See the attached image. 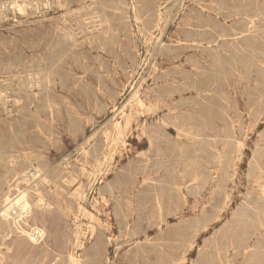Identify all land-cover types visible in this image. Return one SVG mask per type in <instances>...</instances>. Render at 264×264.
I'll return each instance as SVG.
<instances>
[{
    "label": "rangeland",
    "instance_id": "obj_1",
    "mask_svg": "<svg viewBox=\"0 0 264 264\" xmlns=\"http://www.w3.org/2000/svg\"><path fill=\"white\" fill-rule=\"evenodd\" d=\"M202 5L220 6L223 18ZM259 8L260 16H240ZM159 12L167 31L152 35ZM187 18L199 24L181 26ZM0 88V264H69L72 251L102 264L97 237L84 232L104 216L79 212V185L89 196L115 186L107 264H264V0H0ZM133 106L140 127L120 133L116 123ZM19 195L37 220L14 223ZM118 203L127 232L117 226Z\"/></svg>",
    "mask_w": 264,
    "mask_h": 264
},
{
    "label": "bare ground",
    "instance_id": "obj_2",
    "mask_svg": "<svg viewBox=\"0 0 264 264\" xmlns=\"http://www.w3.org/2000/svg\"><path fill=\"white\" fill-rule=\"evenodd\" d=\"M14 1V0H13ZM22 1H24V0H22ZM53 1V0H52ZM171 1V0H170ZM173 1V0H172ZM85 2V1H84ZM84 2H82V3H84ZM29 3V2H28ZM184 3H185V1H184ZM187 3V2H186ZM259 3V2H258ZM13 4V3H12ZM161 4V3H160ZM163 4V3H162ZM183 4V3H182ZM18 5V4H17ZM79 5V4H78ZM128 5H129V3H128ZM184 5V4H183ZM192 5V4H191ZM5 6V5H4ZM3 6V7H4ZM7 6V5H6ZM20 6V5H19ZM29 6V5H28ZM35 6V8H36V6L37 5H34ZM197 6V5H196ZM60 7V6H59ZM71 7V6H70ZM129 7V6H128ZM163 7V6H162ZM182 7V6H181ZM207 7V10L205 9L204 10V6L202 5L201 7H199V10H202V12L204 13V14H210L211 15V13L213 14V16H215V17H217V16H219V20L220 19H222L223 18V15H222V10H221V8H220V6H206ZM20 8V7H19ZM18 8V9H19ZM34 8V7H33ZM61 8V7H60ZM133 8V7H132ZM169 8H171V7H169ZM14 9H16V8H14ZM17 9V10H18ZM160 9V8H159ZM163 9V8H162ZM161 9V10H162ZM12 10H13V8H12ZM135 10V9H134ZM176 10V9H175ZM209 10H211V12H209ZM84 11H86V10H84ZM88 11V10H87ZM91 11V10H90ZM164 11V10H163ZM168 11V10H167ZM166 11V12H167ZM181 11V10H180ZM6 13H7V11H5ZM76 12V11H75ZM95 13L97 12V11H94ZM114 12V11H113ZM70 13V12H69ZM94 13V14H95ZM120 13V12H119ZM177 13H178V11H177ZM14 14V13H13ZM77 14V13H76ZM173 14V13H172ZM260 14H262V10H261V8H259L258 10H257V12L256 13H253V12H250V13H247V12H245V13H242V14H240V16L241 17H243L244 15L245 16H248V18H250V17H252V16H260ZM123 15V14H122ZM71 16H73V15H71ZM100 16V15H99ZM135 16V15H134ZM87 17V16H86ZM93 17V16H92ZM192 17H194V16H192ZM89 18V17H88ZM167 18H168V14H166V13H163V12H159V14L157 15V20L154 22V25L150 28V34H154V32L155 31H157L160 35H162V34H164V33H166V24H167V21L169 20H167ZM238 18V17H237ZM83 19V18H82ZM85 19V18H84ZM83 19V20H84ZM94 19V18H93ZM101 19H102V17H101ZM101 19H99V20H101ZM114 19V18H113ZM131 19V18H130ZM171 19V18H170ZM193 18H187V19H184V20H182V21H180V25L181 26H184V25H190V26H194V25H198L199 24V21H200V19H198V23L197 22H195L194 20H192ZM262 19V18H261ZM131 20H133V19H131ZM234 20V22H236L238 19H236V18H234L233 19ZM94 21V20H93ZM92 21V22H93ZM96 21H98V20H96ZM96 21H94V22H96ZM134 21V20H133ZM170 21V20H169ZM169 21H168V23H169ZM223 21V20H222ZM229 21V20H228ZM99 22V21H98ZM123 22V21H122ZM132 22V21H131ZM140 22V21H139ZM85 23V22H84ZM87 23V22H86ZM135 23V22H134ZM150 24H152V21H150L149 22ZM250 23L251 24H254V27H256L255 25H257V21L256 20H253V19H251L250 20ZM69 24V23H68ZM72 24V23H71ZM172 24V23H171ZM262 24V23H261ZM104 25V24H103ZM136 25V24H135ZM93 26V25H92ZM94 26H95V24H94ZM101 26V25H100ZM104 26H106V25H104ZM200 26H205V24L204 23H201L200 24ZM249 26V25H248ZM76 27V26H75ZM87 27V26H86ZM96 27H98L97 25H96ZM137 27V26H136ZM170 27V26H169ZM74 28V27H73ZM82 28H84V27H82ZM140 28V27H139ZM72 29V28H71ZM96 29H98V28H96ZM137 29V28H136ZM135 28H134V30H136ZM191 29V28H190ZM81 30V29H80ZM95 30V29H94ZM133 30V31H134ZM140 30H141V28H140ZM140 30H138V31H140ZM254 30V29H253ZM63 31V30H62ZM91 31V30H90ZM142 31V30H141ZM249 31V30H248ZM79 32V31H78ZM81 32V31H80ZM250 32H251V30H250ZM253 32H255V30L253 31ZM136 33V32H135ZM69 34V33H68ZM76 35V34H75ZM156 35V34H155ZM221 35H225V34H221ZM245 36V35H244ZM250 36V35H249ZM73 37V36H72ZM149 37V36H148ZM152 37V36H151ZM256 37V36H255ZM254 37V38H255ZM67 38V37H66ZM144 38V37H143ZM150 38V37H149ZM175 38H176V35H175ZM215 38H217V37H214L212 40H214ZM251 38V37H250ZM253 38V40H255ZM86 39V38H85ZM138 39H139V37H138ZM167 39V38H166ZM140 40V39H139ZM144 40H146L145 38H144ZM149 40V39H148ZM154 40V39H153ZM157 40V39H156ZM71 41V40H70ZM73 41V40H72ZM81 41V40H80ZM83 41V40H82ZM93 41V40H92ZM138 41V40H137ZM142 41V40H141ZM152 41V40H151ZM84 42V41H83ZM126 42V41H125ZM145 42V41H144ZM174 42V41H173ZM141 43V42H140ZM217 43V42H216ZM255 43V42H254ZM75 44V43H74ZM78 44V43H77ZM138 44H139V42H138ZM143 44V43H142ZM185 44V43H184ZM80 45V44H79ZM85 45V44H84ZM156 45V44H155ZM166 45V44H165ZM204 45V44H203ZM87 46V45H86ZM160 46V45H159ZM188 45H183V47H187ZM91 47V46H90ZM130 47H132V46H130ZM151 47V46H150ZM208 47V46H207ZM88 48V47H87ZM73 49V48H72ZM71 49V50H72ZM76 49V48H75ZM156 49V48H155ZM88 50H90L89 48H88ZM101 50V49H100ZM141 50V49H140ZM147 50H148V48H147ZM150 50V49H149ZM99 51V50H98ZM143 51V50H142ZM145 53H147V52H145ZM189 53V52H188ZM196 53V52H195ZM101 54H102V52H101ZM140 54V53H139ZM154 54V53H153ZM197 54V53H196ZM104 55V54H103ZM105 56V55H104ZM103 56V57H104ZM138 57H139V55H137ZM144 56V55H143ZM148 56V55H147ZM153 56V55H152ZM65 57V56H64ZM63 57V58H64ZM182 57V56H181ZM62 58V59H63ZM126 58V57H125ZM154 58H155V56H154ZM62 59H61V61H62ZM99 59V58H98ZM157 59V58H156ZM139 60V59H138ZM141 60H142V58H141ZM147 60V59H146ZM145 60V61H146ZM180 60V59H179ZM144 62V61H143ZM143 62H141V63H143ZM150 62V61H149ZM84 63H86V62H84ZM110 63H113V62H110ZM178 63V62H177ZM61 64V63H60ZM101 64H102V62H101ZM138 64V63H137ZM139 64H140V62H139ZM149 64V63H148ZM165 64H166V62H165ZM170 64V63H169ZM176 64V63H175ZM31 65V64H30ZM29 65V66H30ZM58 65V64H57ZM110 66H112L111 64H109ZM145 65V64H144ZM143 65V66H144ZM147 65V64H146ZM98 66V65H97ZM151 66V65H150ZM114 67V66H113ZM163 67V66H162ZM14 68V67H13ZM117 68V67H116ZM128 68V67H127ZM188 68V67H187ZM111 69V68H110ZM136 69V68H135ZM143 69V68H142ZM142 69H141V71H142ZM38 70V69H37ZM156 70V69H155ZM191 70V69H190ZM194 70V69H193ZM117 71V70H116ZM140 71V72H141ZM158 71V70H157ZM192 71V70H191ZM143 72H145V71H143ZM142 72V73H143ZM159 72V71H158ZM193 72V71H192ZM54 73V72H53ZM116 73V72H115ZM118 73H120V72H118ZM130 73V72H129ZM128 73V74H129ZM155 73H157V72H155ZM38 74V73H37ZM41 74V73H40ZM45 74V73H44ZM132 75V74H131ZM154 75V74H153ZM15 76V75H14ZM17 76V75H16ZM16 76H15V78H16ZM31 76V75H30ZM35 76V75H34ZM84 76V75H83ZM86 76V75H85ZM122 76V75H121ZM141 76V75H140ZM6 77V76H5ZM38 77V76H37ZM120 77V76H119ZM21 78V77H20ZM19 78V79H20ZM81 78V77H80ZM85 78V77H84ZM133 78V77H132ZM140 78V77H139ZM152 78V77H151ZM150 78V79H151ZM13 79H14V77H13ZM12 79V80H13ZM16 80V79H15ZM36 80V79H35ZM86 80V79H85ZM88 80H89V78H88ZM138 80V79H137ZM145 80V79H144ZM144 80H141V81H144ZM17 81V80H16ZM22 81V80H21ZM31 81V80H30ZM147 81V80H146ZM20 82V81H19ZM89 82V81H88ZM29 83V82H28ZM34 83V82H33ZM144 83V82H143ZM23 84V83H22ZM31 84H32V82H31ZM127 84H129L128 82H127ZM13 85V84H12ZM34 85V84H33ZM95 85V84H94ZM133 85V84H132ZM147 85V84H146ZM131 86V85H130ZM133 86H135V85H133ZM138 86V85H137ZM8 87H10V86H8ZM17 87V86H16ZM23 87V86H22ZM32 87V86H31ZM58 87V86H57ZM62 86H60V88H61ZM112 87V86H111ZM142 87V86H141ZM182 87V86H181ZM6 88V87H5ZM19 88V87H18ZM63 88V87H62ZM125 88V87H124ZM134 88V87H133ZM1 89V88H0ZM22 89H24V88H22ZM33 89H34V87H33ZM113 89H114V87H113ZM142 89V88H141ZM5 90V89H4ZM8 90V89H7ZM10 90V89H9ZM36 90H37V88H36ZM55 90V89H54ZM98 90V89H97ZM96 90V91H97ZM116 90V89H115ZM121 90V89H120ZM187 90V89H186ZM103 91V90H102ZM122 91V90H121ZM144 91H145V89H144ZM192 91V90H191ZM8 92V91H7ZM120 92V91H119ZM2 93V92H1ZM4 94H5V92H3ZM35 93V92H34ZM59 93V92H58ZM97 93V92H96ZM102 93V92H101ZM122 93V92H121ZM140 93V92H139ZM18 94V93H17ZM134 94V93H133ZM136 94V93H135ZM138 94V93H137ZM193 94V93H192ZM6 95V94H5ZM27 95H28V93H27ZM35 95V94H34ZM99 95V94H98ZM183 95H184V93H183ZM100 96V95H99ZM36 97V96H35ZM102 97V96H101ZM155 97V95H153L152 93H151V95H148V94H146V95H143V97L142 96H138L137 97V106H143L144 105V103L146 102V101H151V98H154ZM6 98V97H5ZM103 98V97H102ZM132 98V97H131ZM28 99V98H27ZM47 99V98H46ZM106 99H107V95H106ZM16 100V99H15ZM53 100V99H52ZM131 100V99H130ZM169 100L170 99H166V102H169ZM22 101V100H21ZM4 102H5V100H4ZM18 102H20V101H18ZM129 102V101H128ZM9 103V102H8ZM21 103V102H20ZM36 103V102H35ZM147 104V103H146ZM16 105V104H15ZM20 105V104H19ZM48 105V104H47ZM131 105V104H130ZM17 106V105H16ZM54 106H56V105H54ZM125 106V105H124ZM126 106H128V105H126ZM158 106V105H157ZM162 106V105H161ZM123 107V106H122ZM17 108V107H16ZM56 108H60V107H56ZM118 108V107H117ZM125 108V107H124ZM123 108V109H124ZM140 108V107H139ZM144 108V107H143ZM162 108V107H161ZM122 109V108H121ZM149 109V108H148ZM51 110V109H50ZM117 110V109H116ZM153 110V109H152ZM10 111V110H9ZM8 111V112H9ZM43 111V110H42ZM52 111V110H51ZM125 111V110H124ZM123 111V112H124ZM144 111V110H143ZM151 111V110H150ZM149 111V112H150ZM45 112V111H44ZM129 114H127V116L126 115H124L123 116V118H124V120H127L126 122H121V121H118L117 123H116V127H117V129L120 131V133H121V130H122V132L124 131L123 129L125 128V129H127V128H129L130 126H131V124L132 123H134L135 121H137V126H139V118H138V113L140 114L141 112L139 111V109L137 108V107H130V110H129ZM161 112V111H160ZM6 113V112H5ZM9 114H10V112H9ZM61 114V113H60ZM147 114V113H146ZM118 115V114H117ZM141 115V114H140ZM4 116V115H3ZM11 116V115H10ZM14 116V115H13ZM52 115H50V117H51ZM121 117H122V115H120ZM149 116V115H148ZM151 116V115H150ZM52 118V117H51ZM51 118H49V119H51ZM115 118V117H114ZM138 118V119H137ZM144 118V117H143ZM41 119V118H40ZM42 119H45V118H42ZM113 119V118H112ZM121 119V118H120ZM158 119V118H157ZM150 120V119H149ZM43 121V120H42ZM50 121H52V119L50 120ZM112 121V120H111ZM114 121V120H113ZM89 122V121H88ZM115 122V121H114ZM140 122H142V121H140ZM144 122V121H143ZM146 122V121H145ZM150 122V121H149ZM54 123V122H53ZM143 124V123H142ZM141 124V125H142ZM47 125H48V123H47ZM51 125H53V124H51ZM112 125H114V123L112 124ZM146 125V124H145ZM48 126H50V125H48ZM165 126H167V125H165ZM104 127V126H103ZM140 127V126H139ZM11 128V127H10ZM52 128H54V127H52ZM138 128V127H137ZM165 128V127H164ZM39 129V128H38ZM102 129V128H101ZM144 129V128H143ZM166 129V128H165ZM131 130V129H130ZM38 131V130H37ZM40 131H38V133H39ZM118 132V131H117ZM127 132V131H126ZM182 132V131H181ZM105 134H106V132H105ZM118 134V133H117ZM126 134V133H125ZM141 134H143L142 132H141ZM15 135V134H14ZM18 135V134H17ZM107 136H106V141H108V144L110 143V140H109V137H108V134H106ZM144 135V134H143ZM184 135H185V133H184ZM90 136V135H89ZM105 136V135H104ZM117 137V136H116ZM125 137V136H124ZM123 137V138H124ZM112 138V137H111ZM118 138V137H117ZM171 138V137H170ZM246 138V137H245ZM244 138V139H245ZM91 139V138H90ZM94 139H95V137H94ZM113 139V138H112ZM180 139V138H179ZM247 139V138H246ZM124 140V139H123ZM201 140V139H200ZM113 141V140H112ZM115 141V140H114ZM122 141V140H121ZM245 141V140H244ZM123 142V141H122ZM126 142V141H125ZM124 142V143H125ZM117 143V142H116ZM119 144V143H118ZM114 145V144H113ZM111 146V145H110ZM240 147H241V145H240ZM117 149V148H116ZM122 149V148H121ZM242 151V150H241ZM88 152V151H87ZM119 152H120V150H119ZM89 154V153H88ZM239 154V153H238ZM237 154V155H238ZM14 154H12V156H13ZM121 155V154H120ZM12 156H11V158H12ZM105 156V159L107 160L108 158H109V154H106V155H104ZM111 157H112V155H111ZM127 157V156H126ZM240 157H242V156H240ZM10 158V159H11ZM130 158V157H129ZM13 159V158H12ZM17 159V158H16ZM242 159V158H241ZM20 160V159H19ZM34 160V159H33ZM116 160V159H115ZM8 161H10V160H8ZM17 161V160H16ZM104 161V160H103ZM131 161V160H130ZM244 161V160H243ZM14 162V161H13ZM20 162V161H19ZM118 162V161H117ZM239 162V161H238ZM0 163H2V162H0ZM101 160H98L97 161V165L98 166H100L101 165ZM6 164H8L7 162H6ZM17 164V163H16ZM146 164V163H145ZM33 165V164H32ZM38 165V164H37ZM113 165V164H112ZM133 165V164H132ZM236 165V164H235ZM6 166V165H5ZM13 166V165H12ZM39 166H41V165H39ZM7 167V166H6ZM14 167V166H13ZM42 167V166H41ZM54 167V166H53ZM101 167V166H100ZM105 167V166H104ZM4 168V167H3ZM20 168V167H19ZM19 168H16L15 169V171L17 172V174L18 175H20L18 172H20L19 171ZM64 168V167H63ZM66 168V167H65ZM237 168V167H236ZM9 169H11V168H9ZM20 169H22V168H20ZM33 169V168H32ZM30 170V169H29ZM28 170V171H29ZM65 170V169H64ZM88 170H90V169H88ZM110 170V168H109V165L107 164V168L105 169V171L104 172H107V171H109ZM117 170V169H116ZM6 171V170H5ZM12 171V170H11ZM83 171V170H82ZM91 171V170H90ZM103 171V170H102ZM115 171V170H114ZM48 172V171H47ZM86 172V171H85ZM11 173V172H10ZM31 173V172H30ZM33 173H35V172H33ZM45 173V172H44ZM84 173V172H83ZM9 174V173H8ZM7 174V175H8ZM23 174V173H22ZM46 174V173H45ZM86 174H87V172H86ZM89 174V173H88ZM235 174V173H234ZM11 175H12V173H11ZM242 175V174H241ZM38 176V175H37ZM41 176V175H40ZM75 176V175H74ZM85 176V175H84ZM95 173H90L89 174V178H90V180H89V188H90V191L92 190V191H94L95 190V183H96V181L98 180L97 179V177L95 176ZM99 176V175H98ZM6 177V176H5ZM20 177V176H19ZM26 177V176H25ZM36 177V176H35ZM104 177V176H103ZM239 177V176H238ZM242 177V176H241ZM21 178V177H20ZM23 178V177H22ZM34 178V177H33ZM86 178V177H85ZM102 178V177H101ZM234 178V177H233ZM42 179V178H41ZM24 180H25V178H24ZM87 180V179H86ZM103 180V179H102ZM29 181V180H28ZM38 181V180H37ZM80 181V180H79ZM104 181H105V179H104ZM232 181H234V180H232ZM6 182H7V180H6ZM19 182V181H18ZM25 182H26V180H25ZM88 182V181H87ZM101 182V181H100ZM230 182V181H229ZM239 182V181H238ZM22 183H23V180H22ZM28 183V182H27ZM33 183V182H32ZM48 183V182H47ZM62 183V182H61ZM73 183V182H72ZM107 183V182H106ZM241 183V182H240ZM239 183V184H240ZM9 184V183H8ZM8 184H6L7 186H8ZM35 184V183H34ZM33 184V185H34ZM63 184V183H62ZM232 184V183H231ZM12 185V184H11ZM65 185V184H64ZM83 185V184H82ZM101 185V184H100ZM106 185V184H105ZM39 186V185H38ZM18 187V186H17ZM27 187V186H26ZM86 187H88V186H86ZM232 187H233V185H232ZM4 188V187H3ZM11 188V187H10ZM20 188V187H19ZM73 188V187H72ZM108 188V187H107ZM107 188H106V190L105 191H103V190H95L96 191V193H97V196L94 194V195H91V196H89V193H87V191H85L84 189H83V186H81V185H79L78 187H77V189H76V193H78V195H79V199H78V197H77V199H78V204H79V212H82V214H85V212L86 211H89L88 209L89 208H94V209H96V210H98L100 213H102L103 214V216H104V221H102L101 219V223L98 225V226H94V225H89V227L86 229V231L84 232V238L86 239V238H91V237H97V241L98 242H96V244H95V246H94V248H93V252L98 256V259L102 262V264H104L103 262L104 261H106V264H107V262H108V259H109V254H108V244H111L113 241H112V235H113V233H114V227H113V225H112V221H113V219H114V217H113V214L112 213H109V212H107V210H109L110 208H111V204H112V200H114L115 201V186L113 185V186H111V188L109 187L108 188V190H107ZM237 188H238V186H237ZM5 189V188H4ZM13 189V188H12ZM14 189H15V186H14ZM28 190H29V188H27ZM3 190V189H2ZM32 190V189H31ZM69 190H71V189H69ZM87 190V189H86ZM8 191V190H7ZM7 191H5V192H7ZM12 191H14V190H12ZM56 191V190H55ZM94 191V192H95ZM218 191V190H217ZM227 191V190H226ZM231 191V190H230ZM2 192V191H1ZM24 192V191H23ZM57 192V191H56ZM264 192V191H263ZM11 193V192H10ZM18 193V192H17ZM21 193V192H20ZM235 193V192H234ZM14 194V193H13ZM23 194V193H22ZM26 194V193H25ZM29 194H30V192H29ZM28 194V195H29ZM36 194H39V193H36ZM52 194V193H51ZM51 194H49V195H51ZM232 194V193H231ZM76 195V194H75ZM77 195V196H78ZM38 196V195H37ZM53 196V195H52ZM10 197H12V196H10ZM9 197V198H10ZM14 197H16V196H14ZM30 197V196H29ZM31 197H33V196H31ZM35 197H36V195H35ZM49 197V196H48ZM54 197V196H53ZM70 197V196H69ZM8 198V197H7ZM40 199H39V201H38V203H37V206L38 207H40L41 209L39 210L41 213H44V211L45 210H48L47 209V206L48 205H50V204H48V202L47 201H45L44 200V198H43V196L41 195L40 197H39ZM230 198V197H229ZM233 198V197H232ZM73 199V198H72ZM11 200V199H10ZM16 200V199H15ZM61 200V199H60ZM229 200V199H228ZM3 201V200H2ZM62 201V200H61ZM5 202V201H4ZM7 203H9L8 201H6ZM32 202V201H31ZM27 198H26V196L25 195H22V196H20L19 195V198L17 199V201H16V204H14V203H12V204H14V207H15V205H17L18 207H19V209H16L15 210V212H14V214L12 215L13 217V221H14V223L15 224H17L18 222H19V220L21 221V220H23L24 219V216L26 217L28 214H31L30 216H31V218H34V219H36V213H35V210H34V206L32 205V203H31ZM228 202V201H227ZM230 202V201H229ZM7 203L5 204V205H7ZM36 203V202H35ZM228 204V203H227ZM229 205V204H228ZM227 205V206H228ZM16 206V207H17ZM64 206V205H63ZM8 207H10V205L8 206ZM12 207H13V205H12ZM17 207V208H18ZM49 207V206H48ZM89 207V208H88ZM119 207H122V205L120 204V203H118L117 204V208L116 209H114V214H115V216H116V220L118 221V224H117V226L119 227V229L121 230V231H124V232H127V230H129L130 229V224L129 223H127V220H125L124 219V217L126 216L125 215V212H124V215H123V211L122 212H119ZM1 208H3V206L1 207ZM78 208V207H77ZM88 208V209H87ZM123 208V207H122ZM9 209V208H8ZM10 209H12V208H10ZM10 209L9 210H6L5 211V217H8L10 214H12V212H10ZM37 209V208H36ZM251 209V208H250ZM50 210V209H49ZM48 210V211H49ZM59 210V209H58ZM12 211H14V210H12ZM91 211V210H90ZM95 211V210H94ZM252 211H254V210H252ZM69 215L71 214V216H72V213H73V211L71 210V207H69ZM78 212V211H77ZM94 213V212H93ZM225 213V212H224ZM226 214V213H225ZM80 215V214H79ZM85 215H87V214H85ZM96 215V214H95ZM221 215V214H220ZM90 216V215H89ZM227 216V215H226ZM3 217V216H2ZM121 217H123V219H121ZM17 218H19L18 220H17ZM85 218V217H84ZM88 218V217H87ZM93 218H95V217H93ZM26 219V218H25ZM81 219V218H80ZM89 219H90V217H89ZM92 219V218H91ZM98 219V218H97ZM232 219H235L234 217L232 218ZM30 220V219H29ZM37 220V219H36ZM76 223L78 222V216H75L74 217V219H73ZM238 220H240V218L238 219ZM0 221H3V220H0ZM11 221V220H10ZM89 221V220H88ZM99 221V220H98ZM166 221V220H165ZM251 221V220H250ZM249 221V222H250ZM22 222V221H21ZM44 222V221H43ZM74 222V223H75ZM97 222V221H96ZM5 223V222H4ZM7 223V222H6ZM13 223V222H12ZM28 223V222H27ZM71 223V222H70ZM253 223H255V222H253ZM0 224L2 225V222H0ZM41 224V223H40ZM46 224V223H45ZM44 224V225H45ZM89 224V223H88ZM10 225H11V222H10ZM13 225V224H12ZM73 225V224H72ZM130 225V226H129ZM211 225V224H210ZM233 225V224H232ZM259 225V224H258ZM24 226V225H23ZM26 226H27V224H26ZM9 227V226H8ZM7 227V228H8ZM20 227V226H19ZM46 227V226H45ZM86 227V226H85ZM159 228L160 229H162V226H159ZM251 228V227H250ZM8 229H10V228H8ZM13 230V229H12ZM14 230H15V228H14ZM34 230V229H33ZM98 230H100V231H98ZM23 231V230H22ZM78 231H79V229H78ZM7 232V231H6ZM26 232V231H25ZM80 232V231H79ZM245 232V231H244ZM260 232V231H259ZM258 232V233H259ZM31 233H32V231H31ZM245 233H247V232H245ZM10 234V233H9ZM28 234V233H27ZM257 234V233H256ZM4 235V234H3ZM12 235V234H11ZM29 235V234H28ZM246 235V234H245ZM258 235V234H257ZM7 236V235H6ZM13 236V235H12ZM20 236V235H19ZM30 237H32L31 235H29ZM43 236V231L41 230V229H39V228H37V236H35L32 240H34V242H35V240H37L38 238H40V237H42ZM114 236V235H113ZM256 236V235H255ZM17 237V236H16ZM24 237V236H23ZM254 237V236H253ZM1 238H2V236H1ZM27 238V237H26ZM3 239V238H2ZM5 239V238H4ZM22 239H25V238H22ZM28 239V238H27ZM106 239V240H105ZM248 239V238H247ZM246 239V240H247ZM17 240V239H16ZM20 240V239H19ZM5 241V240H4ZM30 241V240H29ZM84 241V240H83ZM251 241V240H250ZM36 242H38V240L36 241ZM86 242V241H85ZM3 243V242H2ZM17 243V242H16ZM26 243V242H25ZM87 244V243H86ZM249 244V243H248ZM5 245V244H4ZM16 245V244H15ZM82 245H83V242H82V239H81V236H80V234H77V236H76V242H75V249H77V248H80V247H82ZM258 245H260V244H258ZM110 246V245H109ZM19 247V246H18ZM258 247V246H257ZM13 248V247H12ZM6 249H7V247H6ZM17 249V248H16ZM40 249V248H39ZM83 249V248H82ZM11 250V249H10ZM250 251V250H249ZM12 252V251H11ZM110 252V251H109ZM4 253H6L5 251H4ZM8 253V252H7ZM46 254V253H45ZM55 254V253H54ZM77 255V254H76ZM75 254H74V252L72 251L71 253H70V257H69V264H86V262L85 261H81V260H79V258H78V256L77 257H75L76 256ZM3 258V257H2ZM17 259H19V258H17ZM112 259V258H111ZM44 260V259H43ZM46 260V259H45ZM15 261V260H14ZM25 261V260H24ZM15 263V262H14ZM110 264V263H109Z\"/></svg>",
    "mask_w": 264,
    "mask_h": 264
}]
</instances>
